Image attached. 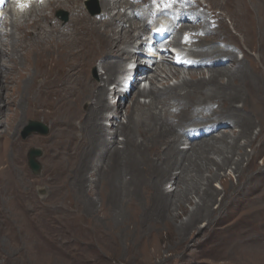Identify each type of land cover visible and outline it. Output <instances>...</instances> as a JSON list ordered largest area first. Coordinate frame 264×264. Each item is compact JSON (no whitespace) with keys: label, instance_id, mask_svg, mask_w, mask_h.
<instances>
[{"label":"bare ground","instance_id":"obj_1","mask_svg":"<svg viewBox=\"0 0 264 264\" xmlns=\"http://www.w3.org/2000/svg\"><path fill=\"white\" fill-rule=\"evenodd\" d=\"M178 1L174 0L169 7H165L166 0H157L155 12L162 13V8H166L168 14H172L173 10L179 12L178 18L175 15L174 19L181 21V25L173 27V41L169 47L179 49L176 55L181 60L187 58L192 61L190 66L179 61L168 62L173 53L167 45L158 51L155 58L150 59L140 55V49L137 50L139 57L133 49H129L131 41L147 30L152 16L150 13L153 12L150 3L145 10L141 5L136 7L131 4L130 0H117L112 4L109 0H98L100 14L97 17L89 16L82 0H31L22 12H19L20 9L16 12L9 2L0 4V28L8 27V32L0 29V96L5 92L6 102L17 106L12 115L19 114L14 120L9 119L11 124L7 125L14 132L8 133L6 128L4 132L0 130V149L7 140L5 148L8 150L10 146L16 145L18 155H22L28 143L31 146L40 143L37 136L28 142H20L15 135L29 120L42 119L52 126V133L44 144H50L46 151L58 160L57 164L54 163L56 168L62 165V157L74 162L81 152L85 153L81 160L85 159L87 152L92 156L94 152H99L102 158L110 157L114 166L123 164L124 159L129 164L133 159V150L139 153L141 149H146L145 140L153 142L162 138L157 143L158 150L174 156L175 165L172 168L177 166L181 169L180 174H174V183L181 181V184L171 199L168 198L169 205L159 210L164 211L170 205L178 209L183 208L184 203L192 205L190 211H183L189 216L187 222L180 226L184 232L195 228L201 219H209L213 213L220 212L231 198L224 190L228 186L225 170L241 173L244 156L247 157L246 163L250 159V155L245 154V147H252L262 135L261 129L256 136L252 134L253 129L262 128L263 123L258 118L262 112L252 102L264 93V0L218 2L219 6L229 4L230 10L221 13V19H229L236 36L224 35L225 31H220L221 26H224L222 21L213 28L207 10L196 15L198 10L186 8ZM5 6L8 8L4 9ZM19 6L16 5L17 8ZM58 8L67 10L69 14L64 24L54 18ZM114 11L117 12L112 14ZM184 13L195 15L197 19L189 21ZM6 14L9 18L4 17ZM185 30L188 32V42L183 43L181 37ZM218 40L223 41L225 47L232 46L238 50L242 59L239 61L234 52L216 46ZM131 60L135 61V66L129 72L126 66L131 64ZM96 64L104 73L99 74L95 82L88 70ZM179 69L189 72L188 76H181L183 72L180 73ZM194 69L197 72L191 73ZM204 72L208 73L207 78ZM118 76L122 79L113 89L112 99L117 100L112 110L106 83ZM174 79L176 81L171 85ZM141 84L145 85L143 89L139 88ZM16 85H19L18 94L14 99L11 90ZM202 104L211 109L219 104L221 109H212L206 115L197 113L194 109ZM173 109H176L177 114H174ZM110 110L114 112L108 117L106 113ZM191 110L195 113L189 115L188 111ZM122 112L125 124L119 121ZM240 113L248 114L253 119L240 120ZM104 119L111 125V139L107 138L109 131L101 123ZM207 120L209 124L193 127L198 128L193 132L203 131L202 135L187 139L190 141L189 149L180 150L182 139L190 138L188 128L191 129V126L185 128L186 125L202 124ZM3 123L0 119V128ZM30 128L37 130L38 127L31 122ZM116 134L124 136L125 145L122 149L116 145ZM139 138L142 140L138 141ZM34 158L31 153L29 161H34ZM30 167L36 172L33 166ZM214 181L223 185L225 193L216 210L212 207L218 194L213 189ZM261 199L257 197L255 200ZM261 210L256 207L251 215Z\"/></svg>","mask_w":264,"mask_h":264},{"label":"rangeland","instance_id":"obj_2","mask_svg":"<svg viewBox=\"0 0 264 264\" xmlns=\"http://www.w3.org/2000/svg\"><path fill=\"white\" fill-rule=\"evenodd\" d=\"M82 1L89 16L97 17L100 14L98 0ZM115 1L109 0L111 4ZM130 1L136 7L141 5V8L144 7L143 9L150 3L153 5V12L150 13L152 16L147 30L131 41L129 49H136L137 43H139V48H142L146 42L144 34L151 32L157 22H162L168 24L172 31L171 38L166 41V47L176 52L177 49H172L169 46L173 41V27L177 28L181 25V21L175 22L173 18L175 15V18H178L179 12L173 10L172 14H168L166 8H162L163 12L160 15L155 12L157 0ZM166 1L165 7H169L174 2V0ZM215 1H217L216 5ZM219 1L222 0H203V2L202 0H180L178 2H181V5L186 8L194 7L195 10H198L196 15L207 10L206 13L211 15L209 20L212 22L213 28L218 24L217 22L222 21L224 26H221L220 31L222 30V33L225 31L224 35L236 36L229 19L227 17L221 19V13L230 10L229 4L219 6ZM196 2L198 4H195ZM19 7L17 8L15 4L16 12L18 9H20L19 12H22L28 6L20 5ZM6 8L8 6L4 7V9ZM6 15L4 17L9 18L8 14ZM184 15L189 21L197 19L195 15L190 16L189 13H184ZM68 16L67 10L63 8H58L54 12V18L62 24L67 22ZM2 28L0 29L3 32H8V27L7 29L6 26ZM187 34L188 32L185 30L181 37L183 43L188 42ZM140 41L143 42L142 45ZM223 44L221 40L215 43L220 48L225 47ZM161 46L159 45L158 50L163 48ZM225 49L234 52L239 61L242 59V54L232 46H226ZM169 60L183 62L186 66L193 63L187 58L181 60L180 57L177 59L173 55L168 59V62ZM131 64L134 67L135 61L131 60ZM182 70L179 69L180 73L183 72L181 76L187 77L189 72ZM195 72H197L196 69L191 73ZM88 73L91 79L96 82L97 76L103 75L104 72L96 64L94 68L88 70ZM207 76L208 73L204 72V77L207 78ZM103 77L105 78V76ZM119 77L106 83L109 89L107 97L112 105V110H114L117 100L112 99L113 86L118 82ZM175 81V79L172 80L170 84L173 85ZM144 86L141 84L139 88L143 89ZM18 87L19 85H16L11 90L14 99L18 94ZM146 87V89L149 88L148 83H146ZM5 95L6 93L2 92L0 96L3 98L0 101L2 110L0 119L4 122L0 128L2 132L5 128L7 132L11 131L10 128H7V125L11 124L9 119L14 120L19 115H12L17 106L8 104ZM252 104L262 112L258 118L263 121L262 128H254L252 134L253 137L256 136L261 129L262 135L253 143L252 147H245V154L250 155V159L249 163H246L247 157L244 156V168L242 167L241 173H234L232 169L225 170L226 176H228V186H225L224 190H227L226 193L228 192L231 198L227 200L225 206L223 205L220 212L213 213L209 219H201L195 228L185 232L181 231L180 226L187 222L189 216L183 211H190L192 205L184 203L181 209L170 205L164 211L159 210L169 205L168 198L171 199V195L174 194L175 189L178 190L177 186L181 184V181L174 183L175 176L181 171L177 166L172 168L175 165L174 156L169 155L167 151L159 152L158 150L157 143L161 142L162 138L153 142L145 140L146 149H141L139 153L133 150L131 152L133 155L131 162L133 163L127 164L124 159L123 164L114 166L111 164L110 157L102 158L99 152H94L93 156L87 152L88 155L81 160L84 153L81 152L78 160L76 159L74 162L62 157L64 163L62 162V165L60 164L56 168L54 163L57 164L58 160L53 159L47 153L46 149L50 144L46 145L47 142L44 144L47 136L52 133V126L43 119L29 120L15 136H18L17 139L20 142H28L32 137L37 136L41 140L40 143L32 146L31 143H28L26 147L29 149L26 148L22 155H18L19 151L16 145L10 146L7 150L5 148L7 140L2 143V150L0 149V152L3 153L0 156V264H264V93L255 97ZM214 107L213 110L221 109L219 104ZM212 109L208 105L202 104L194 110L206 115ZM112 110L106 113L108 117L114 112ZM175 110L173 109V112ZM17 111L20 112L19 107ZM192 111H188V114L195 113ZM175 113L177 114L176 111ZM244 114H238V118L240 120L253 119L252 116ZM123 115L124 113L119 121L125 124ZM209 120L203 121L202 124L199 122L186 125L185 128L191 126V129L188 128L190 138H183L179 149L188 150L190 141L188 142L187 139L192 140L197 136L200 137L203 133V131L193 132L192 130L198 129L193 127L196 125L203 127L209 124ZM105 121L104 119L101 123L109 131L107 138L111 139V125L106 121L107 125ZM31 122H42L41 124L46 129L45 134L32 132L24 136L27 129L30 128ZM36 129L38 130V128ZM11 132H14V129ZM115 140L118 148L122 149L125 145L124 136L116 134ZM141 140L142 138H139L138 141ZM241 142L243 143V140ZM183 146L188 147L185 149ZM32 148L41 151L40 157L34 158V161L41 165L40 170L36 173L28 166L31 154L29 152ZM97 154L99 155L97 156ZM20 158L21 162L18 161ZM50 158L52 160L48 161ZM61 166L63 167L61 168ZM136 168L137 170H135ZM212 185L218 193L216 202H213L212 206L213 210H216L225 193L223 185L221 186L217 181H214ZM238 185L241 186V189ZM257 197L263 199L255 200ZM256 207L262 210L255 211L251 215V211H254Z\"/></svg>","mask_w":264,"mask_h":264},{"label":"water","instance_id":"obj_3","mask_svg":"<svg viewBox=\"0 0 264 264\" xmlns=\"http://www.w3.org/2000/svg\"><path fill=\"white\" fill-rule=\"evenodd\" d=\"M35 124L37 125L38 130H34V129H30L29 128V129H27L28 131L25 133L24 136H27L30 133H32L31 131H33V132H40L41 134H45L44 133L46 131L45 127L41 123L35 122ZM30 153H32L35 158H38L41 155V151L39 149H36V148H32L30 150L29 154ZM30 165L34 167V169L36 170V172H38V170H40V168H41V165L38 164V163H36L35 161H33V159L31 161H28V166L30 167ZM36 172H34V173H36Z\"/></svg>","mask_w":264,"mask_h":264},{"label":"snow or ice","instance_id":"obj_4","mask_svg":"<svg viewBox=\"0 0 264 264\" xmlns=\"http://www.w3.org/2000/svg\"><path fill=\"white\" fill-rule=\"evenodd\" d=\"M23 6V5H22Z\"/></svg>","mask_w":264,"mask_h":264}]
</instances>
